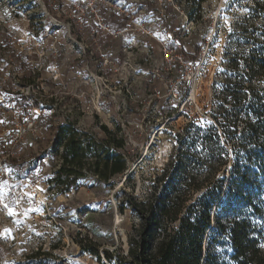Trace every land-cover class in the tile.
<instances>
[{"label": "rangeland", "instance_id": "374dc122", "mask_svg": "<svg viewBox=\"0 0 264 264\" xmlns=\"http://www.w3.org/2000/svg\"><path fill=\"white\" fill-rule=\"evenodd\" d=\"M167 1V4L163 2L159 5L161 0L156 2L158 4L154 0H146L147 4H142L140 15L162 23V36L167 38L168 45L173 42L172 46L176 47L174 53L182 55L183 61L195 64L197 71L190 82L192 87H187L188 83L182 81L179 102L174 103L172 92H166L160 97L159 113L152 104L155 98L151 96L152 86L158 84L157 77L149 76L148 73L144 77L145 82L142 80V87H139L138 80L141 78L127 74L126 80L124 73H127L128 64L140 61L139 58L144 55L142 49L147 45L151 55L159 58L162 63L161 77L181 78L184 71H178L184 69L182 63H172L171 72L166 60L162 59L164 53L159 51L154 39L145 38L141 43L136 42L137 48L127 52L120 49V40H106L107 43L103 40L111 49L117 64L116 75H109V80L115 81L116 87H90L80 84L74 70L64 72L62 53L73 68L76 64H81L76 58L77 51L71 45L72 42L64 41V30L58 29L52 37H44V33L32 35L27 14L20 11L17 13L0 4V82L12 81L13 77L7 76V72L13 70L9 63L17 51L14 45L29 42V47L33 46L42 57L43 76L46 80L43 87L47 98H52L48 102L60 105L58 113H46L43 123L47 127V136L41 141L34 138L32 130L29 134H20L14 126L0 128V159L4 160L12 178L20 180L13 190L17 187L21 190L17 199L11 194L10 187L6 186L0 191L3 193L0 195V228L5 233L0 240L8 251H18L10 258L13 263L114 264L104 257L102 250L106 249L113 255H125L128 236L134 234L139 224V218L128 205L127 198L142 200L156 185L159 189H169L185 183L191 186L201 185L209 171V152L215 153L217 159L213 164L216 167L213 183L223 185L217 201H221L224 207L220 214L249 215L256 229L254 236L258 235L264 240V170L261 169L263 165H260L261 152L256 153L254 146L245 138L247 128L240 125L237 129H228L219 113L223 97L231 99L230 103L234 101V93L230 87H241L239 79L242 73H239V69L242 70L245 59L250 60L253 51L258 52L260 47H264V17L261 8L264 0ZM37 3L39 9L46 8V11L51 6L49 15L61 16L56 0H37ZM197 7H200V16L193 23L187 22L185 13H195ZM169 33L174 39L168 36ZM127 54L129 57L135 55L132 62L127 61ZM82 62L93 70L96 66L87 55L82 58ZM149 64L148 69L152 70ZM66 80L73 84L72 89L62 87L61 83ZM124 82H131V87H124ZM250 82V87L258 88L256 92L260 112L257 119L264 125V76L258 79L253 77ZM96 88L99 92L102 91L98 113L92 107L86 108L90 105L91 98L98 95ZM21 89L23 93L35 95L29 87ZM188 94L194 100L191 105ZM1 96L0 100H3L2 92ZM6 97L10 102L5 103L0 115V127H10L7 125L8 121L4 123L2 120H7L16 113L9 107L16 106L12 102L17 97L10 94ZM75 103L83 109L80 121L84 127H95V124L103 123L111 131H118L120 128V133L125 134L130 143L126 168L121 174L112 175L105 180H97L87 174L83 177L81 186L68 193L53 192L46 197L48 172L43 167L47 161L38 160L39 166H35L33 162L50 145L49 121L54 119L55 122L62 115L69 114L68 105ZM142 117L144 125L140 134L135 132V121ZM248 119L255 122L256 115H250ZM95 130L99 133L98 139L107 135L97 128ZM154 130H159L157 138L152 136ZM13 143L15 154L13 157L7 156ZM236 164L241 172L248 173L255 185L252 187V206L238 201L234 204L235 209L231 210L228 205L232 203L229 200L235 198L232 193L227 197L226 193ZM2 181L5 179L0 176V183ZM202 189L196 194H200ZM43 200L46 201L47 208L43 205ZM4 208L10 216H2ZM217 244L213 252L221 260L229 261L232 248L228 240H220ZM260 244L263 248L264 242ZM89 246L97 248L98 254H91L83 248Z\"/></svg>", "mask_w": 264, "mask_h": 264}, {"label": "built area", "instance_id": "2783aa9c", "mask_svg": "<svg viewBox=\"0 0 264 264\" xmlns=\"http://www.w3.org/2000/svg\"><path fill=\"white\" fill-rule=\"evenodd\" d=\"M145 1L146 0H56L58 3L57 10L61 12V16L59 17H56L53 14L49 15L51 13L48 11L52 8L51 6H48V11H46V8L39 9V3H37V0H0V4L10 7L17 13L20 11V13L27 14V22L32 35L44 33V37H52L60 29L64 30V32H66L64 41H70L73 43H71V45H73L77 51L76 58L79 59L81 63L79 65L76 64L73 68L71 62H69L66 56L62 53L61 49V63L64 65V72L67 70H74L80 84L89 85L90 87H116L114 84L115 81L109 80V75H116L117 69H115V66L117 64L111 54V49L105 44V42L107 43L106 40H120V49L122 52H127L137 48L136 42L141 43L145 38L154 39L159 51L164 53L162 59L166 60L165 63L169 65L171 72L172 63H175L176 61L182 63L184 69L178 71V73L184 71L181 78L161 77L162 63L160 59L152 56L150 53V47L144 44L145 47L142 49L144 55L139 58L140 61L138 63L128 64V69L126 70L127 73H124L126 74V80L128 79V75L131 74L141 78L140 80L136 79L138 80L139 87H142V80L145 82L146 79L144 80V77L148 73L149 76L157 77L158 84L152 86L154 88L151 96L153 99L155 98L152 104L159 113V99L166 92L173 93L172 95L175 103L177 101L179 102L181 87H183L182 81L185 80V82L188 83L187 87H192L190 86V82L194 79L197 66L191 61H183L182 55L174 53L176 47L172 46L173 42L171 41L172 44L168 45L167 38L162 36V23L160 24L157 19L150 20L140 15L142 12V4H145ZM157 1L159 0H154L155 3ZM166 1L167 0H161V2L158 3L159 5H162L163 2H165L164 4H167L168 1L167 3ZM185 18L189 23L194 22L193 20L188 19L187 13H185ZM85 34L87 35L86 38L84 37ZM168 36H170L171 39H174L171 33H169ZM103 40H105V42ZM127 42L128 44H126ZM14 46L17 51L12 55L13 58L11 56L12 60L9 63L11 65L10 67H13V70L7 72V76L13 77L12 81L0 82V98H2L1 92L4 94L3 100H0V115L3 113L4 106H6L5 103L10 102L6 99L7 94L17 97V100H11L13 101L12 104H16V106L11 105V107H9V109L15 110L16 113L7 120H2L4 123L8 121L7 125L10 127L0 128L8 129L11 128V126H14V128L17 127V132L20 134H29V131L32 130L34 138L37 141H41L47 136V127L43 123L45 122L44 119L47 117L46 113L48 111L52 112V114H54V112L58 113L60 105L56 103L49 104L48 102L52 101V98L50 97L48 99L46 96L47 92L43 87V83H46V80L43 76L44 66L41 63L42 57L38 55L35 48H33V46L29 47V42L26 41L19 42ZM85 55L96 63L94 70L90 69L88 65L82 64V58L85 57ZM132 56L133 57H129L127 54V61L132 62L131 60L135 58V55ZM168 56H170L169 59ZM148 63H150L149 65L152 70L148 69ZM83 74H86V76L83 77ZM7 76L5 75V77ZM116 82L119 84V80ZM112 84L113 86H111ZM61 85L62 87H68L69 89H72L71 87H73V84L71 82L68 83L67 80L63 82V84L61 83ZM12 87H19V89L14 90ZM21 87L31 88L35 95L29 94L28 92L23 93ZM124 87H131V82H124ZM96 93L98 95H94L91 98L90 105H87L86 108L92 107L95 109V112L98 113L101 108L100 105L102 99L100 94H102V91L99 92V89L96 88ZM188 95V102L191 105L194 103V100L190 94ZM150 102H152V99H150ZM80 106L81 105H78V103L68 105L69 114L62 115V117H59L58 119L56 118L57 120L55 122L54 119L49 121L50 125L48 134L50 132V145L42 151V154L38 157L37 161L34 160L33 162L35 166H39L37 163L38 160L43 159L47 161L44 165L45 167H43L48 172L46 197L51 196L53 192L68 193L71 189L81 186L82 179L87 174H91L92 177L98 180L97 175L92 170L87 169L88 164L87 166H76L70 165L69 162H66L64 159V146L62 143L58 144L56 142L57 130L63 125H71L74 131L81 135L80 140L83 144L86 143L85 139L87 138L96 142L99 140L97 137L99 133L96 132L95 128L103 134H106V132L101 129V125H105L103 123L95 124V127H84L82 124L83 122L80 121L81 113L83 112V109ZM143 125L144 118H137L135 121V132L141 134L143 131ZM105 126L107 127V125ZM107 129L108 131H111L108 127ZM111 132L116 133L117 137L122 139L123 144L118 148L111 146L109 150L112 152V156L117 154L121 155L126 163V155L130 143L128 142V139H126L125 134L122 135L120 133V128L118 131L113 129ZM158 134L159 130H154L152 132L154 138H157ZM106 137L107 135L105 138ZM14 146L15 143H13L11 149L8 151L7 156H14ZM83 160L87 163H93L94 158L91 154H88ZM65 168L78 170L81 172V175H68L69 184L66 182V175H61V181L59 182L57 180L58 174ZM0 176L5 179V181L0 183V191L6 186L10 187V189L12 188L11 194L16 199L19 198L21 194L20 188L17 187L13 190V187L20 180L12 178L3 159H0ZM67 185H69L70 190L66 192L63 188ZM1 194L3 193L0 192V195ZM1 201L2 198L0 196V202ZM42 203L45 208L48 207L45 200H43ZM7 212L8 211L5 210L2 216H10ZM3 236H5V233L0 228V237Z\"/></svg>", "mask_w": 264, "mask_h": 264}, {"label": "trees", "instance_id": "16d2710c", "mask_svg": "<svg viewBox=\"0 0 264 264\" xmlns=\"http://www.w3.org/2000/svg\"><path fill=\"white\" fill-rule=\"evenodd\" d=\"M200 1L203 0L198 2ZM261 8L263 16L262 13L258 15L264 17V6ZM199 12L200 7H197L195 13L187 12L188 19L196 21L200 16ZM195 49H198L197 45ZM239 73H242L239 79L241 87H230L234 93V101L230 103L231 99L223 97L219 113L228 129H237L240 125L247 128L245 138L254 146L256 153L261 152L260 165H263L261 169L264 170V125L257 119L260 112L256 92L258 88L250 87L253 77L258 79L264 76V47H260L258 52L253 51L250 60L245 59ZM250 115H256L255 122L249 121ZM101 129L106 132V138L97 142L87 138L83 144L81 135L71 125H63L57 130L56 142L63 144L66 162L76 166L88 164L87 169L92 170L98 180H105L112 175L121 174L126 164L121 155L112 156L109 150L111 146L120 147L122 139L116 133L108 131L105 125H101ZM88 154L93 156V163L83 160ZM208 158L209 171L201 185L191 186L185 183L169 189H159L156 185L142 200L127 198L128 205L139 218L138 227L134 234L128 236L125 255H113L114 253L105 249L102 250L104 257L114 264H264V247L260 244L264 240L258 235L254 236L256 229L249 215L220 214L224 207L221 201H217L223 185L213 183V173L216 171L213 164L217 162L215 153L209 152ZM71 174L79 176L81 172L65 168L59 172L57 180L60 182L61 175L67 177ZM231 175L226 195L228 197L232 193L235 199L229 200L232 204L228 206L234 210V204L238 201L252 206V187L255 181H252L247 172H241L237 164ZM66 182L69 184L68 177ZM201 188V193L196 194ZM63 190L69 191V185ZM220 240H228L232 248L229 261L221 260L213 252ZM83 248L91 254H98L95 247Z\"/></svg>", "mask_w": 264, "mask_h": 264}, {"label": "crops", "instance_id": "0c3cea01", "mask_svg": "<svg viewBox=\"0 0 264 264\" xmlns=\"http://www.w3.org/2000/svg\"><path fill=\"white\" fill-rule=\"evenodd\" d=\"M14 249L9 250L5 247L4 243L0 240V264H18L13 263L10 258L14 257V253H17Z\"/></svg>", "mask_w": 264, "mask_h": 264}, {"label": "bare ground", "instance_id": "6f19581e", "mask_svg": "<svg viewBox=\"0 0 264 264\" xmlns=\"http://www.w3.org/2000/svg\"><path fill=\"white\" fill-rule=\"evenodd\" d=\"M194 91V90H193Z\"/></svg>", "mask_w": 264, "mask_h": 264}]
</instances>
